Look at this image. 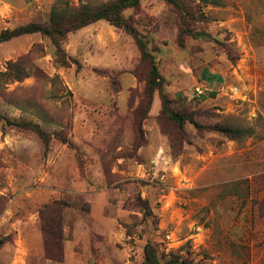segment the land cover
<instances>
[{"label":"rangeland","instance_id":"obj_1","mask_svg":"<svg viewBox=\"0 0 264 264\" xmlns=\"http://www.w3.org/2000/svg\"><path fill=\"white\" fill-rule=\"evenodd\" d=\"M66 1L113 0H0V33L46 23ZM178 1L123 14L182 123L148 89L152 62L135 38L107 20L66 35L67 65L41 33L0 44V264H64L43 255L40 210L54 202L69 204L55 225L80 264H140L148 242L193 263L264 264V0ZM95 191L108 194L110 232L76 244Z\"/></svg>","mask_w":264,"mask_h":264},{"label":"trees","instance_id":"obj_2","mask_svg":"<svg viewBox=\"0 0 264 264\" xmlns=\"http://www.w3.org/2000/svg\"><path fill=\"white\" fill-rule=\"evenodd\" d=\"M176 6H180L178 0H166ZM208 2L209 0H204ZM140 4V0H113L98 5L91 3H82L78 6H72L68 1L59 2L52 7L50 18L46 23L41 22H29L25 25L18 26L14 29H6L0 33V44L8 41L13 37L20 36L29 33H41L44 36L49 37L55 46L57 62L62 65L69 63V57L62 46V41L66 35L74 30L83 28L92 23L100 20H107L111 24L124 28L129 34H131L141 51L142 57L149 58L152 62L151 78L149 80L148 89L153 93L156 89L160 91V98L163 102L164 112H168L172 118L179 122H184L187 119L185 116L175 113L169 107V98L164 92L163 81L160 80V72L158 65L154 61L155 55L148 47L149 41L145 39V36L128 20L123 14V11L128 7H136ZM6 72H0V80L2 75ZM26 74L20 73L18 79L26 77ZM213 80L221 81L219 75L211 76ZM5 121L10 122L11 125L18 127H24V124H18L21 122L13 121L8 117L3 116ZM197 126L199 124L193 119L190 120ZM28 127L34 130L48 146L51 135L44 131L39 125L31 122H26ZM220 131L226 133L230 137H238L245 130L241 128L220 127ZM65 141V140H63ZM68 206L67 202H54L50 205H45L40 210L41 216V230L44 235L43 255L46 259H53L62 261L65 256L63 233L62 229L56 228L57 222L61 226L62 215L64 206ZM140 264H206L204 262L193 263L188 257H183L178 253H159L158 246L155 243L148 242L144 248V258Z\"/></svg>","mask_w":264,"mask_h":264},{"label":"crops","instance_id":"obj_3","mask_svg":"<svg viewBox=\"0 0 264 264\" xmlns=\"http://www.w3.org/2000/svg\"><path fill=\"white\" fill-rule=\"evenodd\" d=\"M262 74H264V72ZM107 196L108 194L104 191H101V192L95 191V193L93 194L92 199H91L90 214H89L92 223L87 228H85L84 225L82 226L80 221H77L74 224L75 238L77 237V239H75L76 244L85 243L84 238L94 235L95 231L99 230V232L103 234L104 233L108 234L110 232L108 228V224L111 218H108L107 215H105V209L103 212L102 209L100 208V207H103V208L107 207L108 205ZM89 241H91V239H89ZM67 243H68V240H67ZM87 244L90 246L89 250L92 251V248H91L93 247L92 243L87 242ZM91 251L89 252L90 254H91ZM86 254H87V251H85L84 256H86ZM78 260H79L78 252L69 251V248L67 246L66 253H65V259L63 263L64 264H77V263L80 264V261ZM87 260L88 261L86 262V264H89V259Z\"/></svg>","mask_w":264,"mask_h":264},{"label":"built area","instance_id":"obj_4","mask_svg":"<svg viewBox=\"0 0 264 264\" xmlns=\"http://www.w3.org/2000/svg\"><path fill=\"white\" fill-rule=\"evenodd\" d=\"M204 94V90L202 88H196L193 90V97H201Z\"/></svg>","mask_w":264,"mask_h":264}]
</instances>
